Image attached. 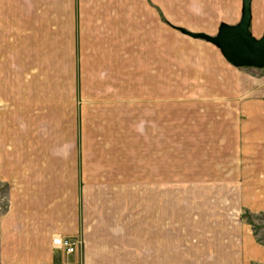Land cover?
<instances>
[{"label": "crops", "instance_id": "crops-1", "mask_svg": "<svg viewBox=\"0 0 264 264\" xmlns=\"http://www.w3.org/2000/svg\"><path fill=\"white\" fill-rule=\"evenodd\" d=\"M242 4L0 0V264H264V67L170 25Z\"/></svg>", "mask_w": 264, "mask_h": 264}, {"label": "water", "instance_id": "water-1", "mask_svg": "<svg viewBox=\"0 0 264 264\" xmlns=\"http://www.w3.org/2000/svg\"><path fill=\"white\" fill-rule=\"evenodd\" d=\"M250 0H243L242 16L234 25L222 23L215 35L191 32L190 36L206 39L220 47L224 56L236 66L264 67V33L255 38L249 29Z\"/></svg>", "mask_w": 264, "mask_h": 264}, {"label": "rangeland", "instance_id": "rangeland-1", "mask_svg": "<svg viewBox=\"0 0 264 264\" xmlns=\"http://www.w3.org/2000/svg\"><path fill=\"white\" fill-rule=\"evenodd\" d=\"M170 23V22H169ZM171 26H177L170 23ZM182 27V26H181ZM187 29V28H185ZM188 30V29H187ZM167 34V33H166ZM171 147H166V175L173 171V164L171 162ZM171 175V174H170ZM172 180L166 179V189L168 187H172ZM166 204L171 202L172 195L170 191L166 190ZM249 220L252 222V227L254 228V232L258 234V238L264 241V212L259 214H255L254 216H250Z\"/></svg>", "mask_w": 264, "mask_h": 264}, {"label": "built area", "instance_id": "built-area-1", "mask_svg": "<svg viewBox=\"0 0 264 264\" xmlns=\"http://www.w3.org/2000/svg\"><path fill=\"white\" fill-rule=\"evenodd\" d=\"M52 244L54 247L62 249L66 253H72L76 251L80 240L73 239L68 235L56 234L52 237Z\"/></svg>", "mask_w": 264, "mask_h": 264}, {"label": "trees", "instance_id": "trees-1", "mask_svg": "<svg viewBox=\"0 0 264 264\" xmlns=\"http://www.w3.org/2000/svg\"><path fill=\"white\" fill-rule=\"evenodd\" d=\"M174 27L177 28L178 30H180L181 32H184L188 35L191 34V32L189 30L185 29L184 27H180V26H174Z\"/></svg>", "mask_w": 264, "mask_h": 264}]
</instances>
